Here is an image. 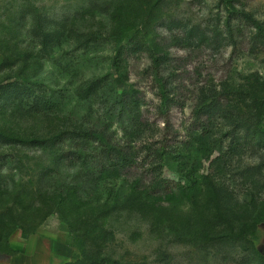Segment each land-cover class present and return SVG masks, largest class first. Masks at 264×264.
Listing matches in <instances>:
<instances>
[{
	"label": "rangeland",
	"instance_id": "1",
	"mask_svg": "<svg viewBox=\"0 0 264 264\" xmlns=\"http://www.w3.org/2000/svg\"><path fill=\"white\" fill-rule=\"evenodd\" d=\"M109 34L124 38L122 74L112 42H94L74 65L55 62ZM54 90L66 111L31 108ZM203 106L212 109L197 120ZM203 125L232 155L202 163L197 196L146 192L143 162L129 176L143 192L119 199L106 184L70 204L60 199L76 179L71 145L0 136V264H264V0H0L2 134L41 142L103 130L143 159Z\"/></svg>",
	"mask_w": 264,
	"mask_h": 264
},
{
	"label": "trees",
	"instance_id": "2",
	"mask_svg": "<svg viewBox=\"0 0 264 264\" xmlns=\"http://www.w3.org/2000/svg\"><path fill=\"white\" fill-rule=\"evenodd\" d=\"M115 36L116 34H109L107 36L99 35L94 38L84 39L78 45L72 46L55 62H66L68 60L72 61L70 63L74 65L80 62L79 59H85L90 56L92 53L91 46L94 42L98 44L112 42L117 49L115 69L122 74V68L125 65L124 59H122L125 52V46L122 44L124 38ZM153 70L157 80H159L161 78L160 65L156 60ZM42 94V96H36L35 101L31 103V108L34 111L39 110L47 114H56L67 110L68 100L64 90L44 91ZM127 95L128 99L132 100L135 98L130 93H127ZM161 100L165 105L163 109L167 110L166 114H168L170 104L164 92L161 93ZM114 102L119 106L115 113L119 109L122 111L121 100L116 99ZM211 109V106L206 108L203 106L200 111L195 113L197 115L196 119L199 120L203 113H209ZM131 122L133 126L134 124L138 125V128H140L139 126L145 127L137 119L134 121V117ZM127 133L128 129H126L125 134L127 135ZM0 136L17 145L28 146L34 143L55 141V144L68 143L74 148L69 157L74 167L73 172L76 179L71 182L69 189L65 190L66 195L63 196V199H60L67 204L82 201L80 193L86 191V188L98 189L103 188L106 184V191L115 192L117 190L119 199L128 194L143 192V190L150 193L156 189L161 190L162 196L159 197L162 198L195 197L199 192L201 193L198 173L202 168V163L207 161L211 167H217L223 161H228L225 160L228 158V153L232 155L230 149L228 153L224 152L222 140L217 138L212 140L213 129L206 125L202 126L200 133L194 132L188 142L179 144L181 145L180 148H173L168 142H161L159 147H147L148 150H145L146 156L143 159H138V154L134 151V148L129 146L126 150L125 146H122L120 142L117 144L115 139L109 137L103 130L81 133L64 132L57 135L56 138L59 140H43L41 142L10 137L1 132ZM143 162L148 167L145 169V173L150 174L151 180L147 188L140 191V183L138 181L130 182L129 176L139 166L142 167ZM167 173H171L173 177H167ZM73 235L76 236V232H73ZM67 264H97V261L83 258V260ZM101 264H106V261H102ZM107 264L116 263L109 262Z\"/></svg>",
	"mask_w": 264,
	"mask_h": 264
}]
</instances>
